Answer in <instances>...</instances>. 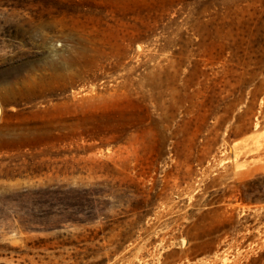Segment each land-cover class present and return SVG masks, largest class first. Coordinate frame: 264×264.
<instances>
[{"label":"rangeland","instance_id":"obj_1","mask_svg":"<svg viewBox=\"0 0 264 264\" xmlns=\"http://www.w3.org/2000/svg\"><path fill=\"white\" fill-rule=\"evenodd\" d=\"M0 264H264V0H0Z\"/></svg>","mask_w":264,"mask_h":264}]
</instances>
